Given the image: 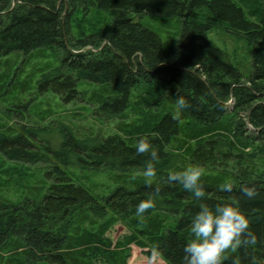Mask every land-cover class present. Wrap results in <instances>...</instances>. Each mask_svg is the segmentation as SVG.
Returning <instances> with one entry per match:
<instances>
[{
  "label": "trees",
  "instance_id": "1",
  "mask_svg": "<svg viewBox=\"0 0 264 264\" xmlns=\"http://www.w3.org/2000/svg\"><path fill=\"white\" fill-rule=\"evenodd\" d=\"M88 1L110 11L111 25L76 37L83 0H0V93L28 89L30 69L26 78L39 77L40 92L91 104L99 121L117 120L107 134L83 130L16 94L17 108L0 114V264H128L131 244L184 264L201 201L168 174L196 164L203 202L235 203L257 235L256 245L230 250L223 264L264 262V0ZM145 13L180 18L174 46L165 49L158 33L135 20ZM216 28L246 40L248 74L209 38ZM178 96L187 101L182 109ZM59 127V140L38 136ZM141 135L158 150L151 184L140 174L150 154L135 150ZM39 163L44 182L24 185L26 164ZM106 173L114 182L107 194L83 183ZM228 180L232 190H221ZM248 185L256 197L241 191ZM13 186L27 188L5 197ZM149 197L155 207L138 218L136 205ZM117 223L129 231L114 241Z\"/></svg>",
  "mask_w": 264,
  "mask_h": 264
},
{
  "label": "rangeland",
  "instance_id": "2",
  "mask_svg": "<svg viewBox=\"0 0 264 264\" xmlns=\"http://www.w3.org/2000/svg\"><path fill=\"white\" fill-rule=\"evenodd\" d=\"M84 5L79 4V9L74 15V23L72 25L73 34L76 37L84 36L80 35L81 30L85 31L86 34L91 33V29L96 25L104 28H109L111 25L112 16L108 9L100 8L94 5L91 1L83 0ZM88 7L86 13H83V8ZM197 17V12L193 15ZM134 18L136 21L141 22L145 26L154 30L158 33L162 39V43L165 49H170L177 43V40L180 37L182 30V22L178 16H165L161 14H151L145 13L143 15L135 14ZM210 39L214 41L219 47L226 49L229 52L231 62L238 66L240 70L248 74L252 68V58L250 52H248V45L246 40L241 36L233 33H229L226 29L216 28L211 30L208 33ZM5 68L2 67V71ZM31 70L28 69L27 72L23 74L28 75ZM24 77L25 80H28V89L24 91L15 90L6 93L5 95L0 93V114L3 117L9 115L8 109L15 110L20 104L19 100L21 98H16V94H22L25 97V101L29 102V106H32V109L36 110H46L50 109L53 111L52 118H62L65 120L70 119L73 122H77L78 126H82V129L86 130V127L89 129L99 130L103 134L112 132L116 127V121L112 120L108 122H102L97 119L94 113L90 112L92 105L84 102L76 103H66L61 97L53 91L40 92L38 87V78L35 77L33 80H30ZM23 78V79H24ZM81 87V86H80ZM13 92V93H12ZM19 108V107H18ZM89 108V110L87 109ZM30 117V116H29ZM13 120L20 123L26 122L25 119H21L18 116L14 115ZM30 120V119H29ZM31 136V135H30ZM38 136L40 138H51L54 141L61 139L60 127L53 129L52 132L41 131ZM53 141V142H54ZM58 142V141H57ZM56 143V142H55ZM25 166V164H24ZM27 172L30 174V177L26 175V180L24 185L31 186L32 183H43L46 178L44 165L39 164H26ZM83 183L87 186L94 194L103 193L107 194L109 192V185H114V182L109 177L108 173L106 175H91L86 178ZM27 187L20 186L17 188L13 186L11 191L2 192L5 194V197L10 198V196L22 195ZM24 191V192H23ZM129 230L122 224L117 223L109 232V235L113 238L114 241L118 240L121 236L126 234ZM132 255L128 260V264H167L160 254L156 251H148L147 249H142L135 244H131Z\"/></svg>",
  "mask_w": 264,
  "mask_h": 264
},
{
  "label": "clouds",
  "instance_id": "3",
  "mask_svg": "<svg viewBox=\"0 0 264 264\" xmlns=\"http://www.w3.org/2000/svg\"><path fill=\"white\" fill-rule=\"evenodd\" d=\"M176 102L181 109L187 103L183 96H178ZM135 150L137 153L150 154L140 174L143 175L146 183L151 184L152 178L157 175L155 162L159 159L158 150L147 135H141L137 139ZM202 175L203 168L198 164L186 166L168 174L170 181L179 183L201 201L198 211L191 216L189 229L191 235L183 248L184 264H223L226 253L230 250L235 251L241 246L256 245L257 235L249 228V217L235 203L224 202L209 205L203 202L206 190L201 181ZM219 188L223 191H231L233 183L230 180L224 181L219 184ZM241 191L248 198L258 195L254 185L244 186ZM154 207L153 198L142 199L135 207V215L140 218L146 210ZM253 261L255 264V257ZM234 264H239V260H235Z\"/></svg>",
  "mask_w": 264,
  "mask_h": 264
}]
</instances>
